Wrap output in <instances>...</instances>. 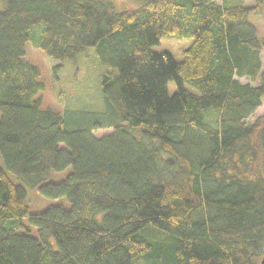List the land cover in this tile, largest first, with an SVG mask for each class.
Returning a JSON list of instances; mask_svg holds the SVG:
<instances>
[{"label": "trees", "instance_id": "trees-1", "mask_svg": "<svg viewBox=\"0 0 264 264\" xmlns=\"http://www.w3.org/2000/svg\"><path fill=\"white\" fill-rule=\"evenodd\" d=\"M2 1L0 264H260L264 0ZM167 36L193 40L182 60ZM28 43L55 74L94 48L104 108L44 107Z\"/></svg>", "mask_w": 264, "mask_h": 264}, {"label": "rangeland", "instance_id": "rangeland-1", "mask_svg": "<svg viewBox=\"0 0 264 264\" xmlns=\"http://www.w3.org/2000/svg\"><path fill=\"white\" fill-rule=\"evenodd\" d=\"M113 2L117 10L126 8H136L142 5L144 0H109ZM239 2V0H233ZM247 6L255 4L256 0H243ZM4 8V3L0 0V10ZM258 29V33L264 38V15L250 17ZM190 38L163 37L158 45L153 49L157 52L168 51L172 53L176 60H182L184 50L192 43ZM29 61L39 66L42 71V80L45 82V89L38 95L42 98L43 106L64 111L72 110H102L104 108V95L101 88V73L109 68L102 65L94 48H89L87 52L75 61H65L64 69L57 74L54 73L53 67L56 61L46 56L40 48L33 47L31 43L27 45V57ZM262 61L264 63V49L262 51ZM246 81V79H242ZM177 90L175 82L169 84L170 94ZM264 114V102L261 108L253 115L252 120L259 115ZM210 120L215 119V115H210ZM110 129L96 131V136L101 137L109 133ZM0 161L2 158L0 156ZM72 170L68 167L64 171H53L50 180L61 181L66 178ZM68 202L62 199H51L41 195L36 190H29V203L31 211L44 210L51 204Z\"/></svg>", "mask_w": 264, "mask_h": 264}, {"label": "water", "instance_id": "water-1", "mask_svg": "<svg viewBox=\"0 0 264 264\" xmlns=\"http://www.w3.org/2000/svg\"><path fill=\"white\" fill-rule=\"evenodd\" d=\"M260 264H264V256H263V258H262Z\"/></svg>", "mask_w": 264, "mask_h": 264}]
</instances>
